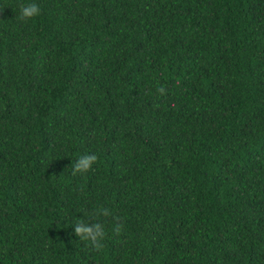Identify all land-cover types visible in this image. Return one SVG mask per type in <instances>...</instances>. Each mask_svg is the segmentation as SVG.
<instances>
[{
	"label": "trees",
	"instance_id": "obj_1",
	"mask_svg": "<svg viewBox=\"0 0 264 264\" xmlns=\"http://www.w3.org/2000/svg\"><path fill=\"white\" fill-rule=\"evenodd\" d=\"M36 2L0 0V264H264V0Z\"/></svg>",
	"mask_w": 264,
	"mask_h": 264
},
{
	"label": "clouds",
	"instance_id": "obj_2",
	"mask_svg": "<svg viewBox=\"0 0 264 264\" xmlns=\"http://www.w3.org/2000/svg\"><path fill=\"white\" fill-rule=\"evenodd\" d=\"M40 7L36 0H21L18 17L22 20L31 19L40 14ZM160 92L164 89L161 87ZM97 160V154L95 152L85 153L79 156L75 162H73V171H83L90 168L93 163ZM104 211H107L106 209ZM75 233L83 239L90 240L94 247L99 250L103 247V238L105 235L103 225L89 224L84 219H78L73 223ZM116 231H119V226H117Z\"/></svg>",
	"mask_w": 264,
	"mask_h": 264
}]
</instances>
